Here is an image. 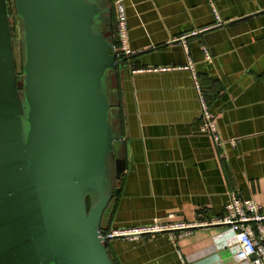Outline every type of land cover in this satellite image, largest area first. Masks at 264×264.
<instances>
[{
    "label": "crops",
    "instance_id": "crops-1",
    "mask_svg": "<svg viewBox=\"0 0 264 264\" xmlns=\"http://www.w3.org/2000/svg\"><path fill=\"white\" fill-rule=\"evenodd\" d=\"M125 7L133 54L110 74L126 165L102 228L169 229L115 239L110 256L114 264H249L235 259L224 244L230 235L212 222L231 192L264 207V0H125ZM189 59L220 142L201 132L192 74L178 70ZM179 224L197 226L184 234L172 228Z\"/></svg>",
    "mask_w": 264,
    "mask_h": 264
},
{
    "label": "water",
    "instance_id": "water-1",
    "mask_svg": "<svg viewBox=\"0 0 264 264\" xmlns=\"http://www.w3.org/2000/svg\"><path fill=\"white\" fill-rule=\"evenodd\" d=\"M14 3L22 81L0 0V264H114L99 237L126 165L111 0Z\"/></svg>",
    "mask_w": 264,
    "mask_h": 264
},
{
    "label": "built area",
    "instance_id": "built-area-1",
    "mask_svg": "<svg viewBox=\"0 0 264 264\" xmlns=\"http://www.w3.org/2000/svg\"><path fill=\"white\" fill-rule=\"evenodd\" d=\"M112 9L115 16L114 44L112 46L113 54L117 59H125L133 53L129 47V27L126 14L125 0H113ZM196 33V32H195ZM193 33V34H195ZM188 36L182 37L181 41L185 51L188 53V47L185 40ZM206 58L210 59L209 53L204 48ZM171 68L148 69V71H169ZM178 70L190 71L194 80V86L198 94L200 104L201 125L200 129L203 134L210 136L214 141L220 142V134L212 114L206 94L195 72L194 63L189 59L186 66ZM140 70L138 72H142ZM235 145V142L233 143ZM225 214L222 218L212 222V224L225 227L223 235H230L231 241L226 239L225 245L233 251L235 259L238 262L249 264H264V207L254 200L243 199L238 193L231 192L229 202L225 208ZM197 225L186 226L179 224L172 227L179 231H185L184 234H191L192 229ZM169 228L161 226L155 222L152 226L138 228L134 230L101 229L99 237L104 243H110L115 239L134 237L142 234L165 232Z\"/></svg>",
    "mask_w": 264,
    "mask_h": 264
},
{
    "label": "rangeland",
    "instance_id": "rangeland-1",
    "mask_svg": "<svg viewBox=\"0 0 264 264\" xmlns=\"http://www.w3.org/2000/svg\"><path fill=\"white\" fill-rule=\"evenodd\" d=\"M8 3V11L10 15V22L12 26V32H13V41L15 40L14 44V52H15V57H16V64L18 69L20 70V65H21V56H20V44L22 40V35L20 34V30L18 27V18H17V13H16V8L14 4V0H7ZM111 76V74H110ZM114 87V85H113ZM112 99L114 100L115 97H117V93L115 88L112 91ZM115 112L116 109H112V112L110 114V122L117 127V121L113 117H115ZM108 166H109V188L113 187V185L117 184V181L114 179L115 177V169H114V154H110L108 157ZM116 178V177H115ZM113 189H116V187H113Z\"/></svg>",
    "mask_w": 264,
    "mask_h": 264
},
{
    "label": "flooded vegetation",
    "instance_id": "flooded-vegetation-1",
    "mask_svg": "<svg viewBox=\"0 0 264 264\" xmlns=\"http://www.w3.org/2000/svg\"><path fill=\"white\" fill-rule=\"evenodd\" d=\"M6 2H7V0H6ZM7 8H8V3H7ZM8 13H9V11H8ZM17 18H18V27H19V30H20L19 32L22 35V40H21V44H20L21 65H20V70H19L18 67H17V64H16V73H17V79L22 81L24 79L23 67H24V64H25V61H24V38H23L21 27H20V20H19L18 15H17ZM9 20H10V15H9ZM10 26H11V22H10ZM11 36H12V43H13V50H14L15 40L13 41L12 26H11ZM113 37H114V33H113ZM14 57H15V52H14ZM15 63H16V57H15ZM114 116L115 117H113V118H115L116 121H117V124H119L120 123V117H119L118 113L115 112Z\"/></svg>",
    "mask_w": 264,
    "mask_h": 264
},
{
    "label": "trees",
    "instance_id": "trees-1",
    "mask_svg": "<svg viewBox=\"0 0 264 264\" xmlns=\"http://www.w3.org/2000/svg\"><path fill=\"white\" fill-rule=\"evenodd\" d=\"M111 15H112V33H114L115 32V16H114L113 9H112Z\"/></svg>",
    "mask_w": 264,
    "mask_h": 264
}]
</instances>
